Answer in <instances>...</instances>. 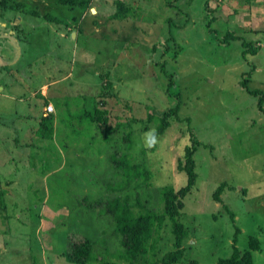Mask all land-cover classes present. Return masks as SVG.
I'll return each mask as SVG.
<instances>
[{"label": "rangeland", "instance_id": "1", "mask_svg": "<svg viewBox=\"0 0 264 264\" xmlns=\"http://www.w3.org/2000/svg\"><path fill=\"white\" fill-rule=\"evenodd\" d=\"M88 1L84 18L78 16L79 8L69 6V12L57 0L38 9L40 17L45 10L62 22L78 16L86 25L72 27L76 30L64 38L29 25L31 36L58 53H46L44 45L50 67L32 64L12 76L0 73V85L14 93L26 83L37 88L43 73L41 82L54 79L48 89H40L55 96L56 133L53 141L41 140L36 134L40 119L25 118L29 110L47 116L40 112L49 104L18 103L17 97L10 101L0 95V264H70L58 254L66 228L78 238L80 232L99 237L105 230L108 258L117 261L111 254L117 241L111 223L94 206L95 199L105 202L110 196L112 150L102 141L105 128L84 118L73 120L77 129L65 125L70 116L95 107L106 109L107 124L115 128L113 139L132 133L126 144L132 159L146 157L150 185L141 190L139 202L155 212L162 211L164 186L185 185L178 163L191 140H197L196 181L178 217L187 231L179 264H217L233 245L240 252L249 250L250 237L260 245L252 251L253 262L264 264V0ZM121 1L128 12L117 19ZM227 32L237 39L225 43ZM168 86L178 97L169 96ZM249 90L262 93L261 107L259 95ZM177 103L178 118L156 139L155 150L144 153L156 127L149 115L161 116ZM119 123L127 126L119 129ZM58 153L61 157L54 162ZM50 163L52 169L41 171ZM221 184L225 186L216 201L213 195ZM125 196L135 203V192ZM154 235L155 256L139 264L158 261L174 249L168 219Z\"/></svg>", "mask_w": 264, "mask_h": 264}, {"label": "trees", "instance_id": "2", "mask_svg": "<svg viewBox=\"0 0 264 264\" xmlns=\"http://www.w3.org/2000/svg\"><path fill=\"white\" fill-rule=\"evenodd\" d=\"M9 1L11 0H0L1 12L7 8L8 3L9 8L11 7ZM60 1L64 4L71 5L72 7L77 6L83 10L88 7V2L86 0ZM117 8L114 17L121 19L122 12H128V9L125 11L126 7L123 1L117 2ZM236 39L237 37H235L234 34L227 32L224 42L228 43ZM246 49V51H249L251 54L256 53V50L250 46H246ZM244 53L245 51H243V55ZM171 84L172 81H169L168 85ZM243 85H246V82H243ZM166 92L169 93V96L178 97L177 94L174 95L172 94V91L170 92L169 86L166 88ZM249 92L253 95H259L258 106L261 107L263 99L262 93L257 90H249ZM178 110L179 104L177 103L165 111L161 116L149 115L150 121H152L153 124H156V127L152 132L149 146L143 148L144 153L155 150L156 139L162 135L168 127H170L171 119L178 118ZM48 113L49 114L45 117L43 116L40 118L38 117L39 115L34 117L40 119L37 125L36 134L41 140L45 139V141H53L56 135L55 127L53 125L55 118L54 113ZM70 118L71 119L68 120L71 121L65 123V125H68L73 129H77L75 127V123L77 122H74L73 120L82 121L83 118L88 122L95 124L98 129L103 126L105 128V135L102 141L109 145L110 152L112 150L110 155L111 165L108 167V176L111 178V182L107 185L110 196L105 202H102L101 199H95L94 206L100 208L102 210L101 212L105 214L106 218H108L111 223V228L114 232L113 234L115 235V238H117L115 245L116 250L115 252L112 251L111 254L114 256V259H117V261L109 260L108 258L111 246L108 243V237L104 235L106 233L105 230L99 232V234L102 235L99 237L98 235H95L96 237L88 236L85 233L80 232L82 233V238H78L74 230L66 228L63 233V248L58 254H60L64 261L70 264H118V262H123V264H139L140 259L145 258L146 256H155L157 252V241L154 234L163 228L164 221L168 219L174 238V249L165 253L158 261L151 258L148 261L146 260L147 262H145V264H179L184 255L182 242L187 237V231L184 225L178 220V217L182 215V210L184 208L183 199L191 191L196 181L193 154L196 150L195 146L197 145V140H191L190 146L184 149L183 161L181 160L178 163V168L186 175L185 185L178 189L170 185L162 188L160 196L163 208L159 213L139 202L141 190L150 185L149 180L151 178V172L148 169L147 161L145 159L146 157L139 159V161H135L128 153L129 148H127L126 144L127 142H131L132 133L121 132L122 135L120 139H113L112 132L115 128H111L107 124L108 119L106 109H99L96 107L90 110L82 109L78 115L70 116ZM126 126L127 123L118 124L119 129H125ZM51 155L50 158L53 159L54 157ZM60 157L61 154L58 153V156H56L53 161H59ZM51 164L52 163H50L49 167L46 165L42 166L41 171L52 169ZM90 168L91 170H94V166H89L88 169ZM54 173L55 172L50 175H53ZM54 185L56 187V183H54ZM224 186V184H221L215 190L213 197L216 201L219 200V195ZM131 193L133 194L135 203H130L127 196H125L130 195ZM2 194H4V192H0V195ZM230 215L233 219L234 215L232 213H230ZM249 247V250L240 252L239 249L233 245L231 254L228 257L219 258L217 264H255L253 262L252 251L260 248L256 238L250 237Z\"/></svg>", "mask_w": 264, "mask_h": 264}, {"label": "crops", "instance_id": "3", "mask_svg": "<svg viewBox=\"0 0 264 264\" xmlns=\"http://www.w3.org/2000/svg\"><path fill=\"white\" fill-rule=\"evenodd\" d=\"M86 1L88 2L87 8H89L91 2L88 0ZM9 2L11 7L9 8V3H8L7 8L4 9V11L2 12L0 11V42L1 40H3L4 42V44L0 46V73L1 74L6 73V76H12L13 74L15 75L22 73L23 69H25V71L30 70L32 64H34V67L42 64H45L47 65V67H50L51 64L47 63L45 60V54L52 52V54L58 56V53L55 52L56 50L48 46L49 45L48 42H44L43 39L42 40L35 39V36H31L32 33H30L29 32L30 30L28 29L30 24L31 27L33 26L31 30H42L45 32V35H49L51 33L58 34L57 37L60 38H64V33L67 32L70 34L71 33L70 30H76V29H71L74 26L75 27L77 25H80L81 27L86 26L83 25L84 19H82V21H79L77 20V17L80 15V18L81 17L84 18L86 15L85 11L87 9L83 10L82 8L75 6L79 8L80 11L78 16L77 17L74 16L72 18L67 17L68 22L67 21L62 22L59 20V17L57 16L54 17L50 13L47 14L45 10L44 13L42 12L43 13L42 17L37 15L39 14L38 9H40L42 5L47 6L49 3L51 4V0H11ZM57 2L59 3V5H63L66 8H68L67 11L71 12L69 10V6L72 7L71 5L64 4L60 0H57ZM27 4H29L28 7ZM55 8L58 11L62 10V9H58L57 7ZM70 15L73 16L72 14ZM63 23L66 24L63 25ZM95 23L96 20H93L92 24L94 25ZM67 29L69 31H65ZM75 35H76V31H75ZM33 40H35L34 45L32 43ZM44 45H46V51L44 50ZM54 67H57V64H55ZM47 70H49V68H47ZM67 73L68 72H66L65 74ZM43 77H46L45 73L41 74L38 77L37 83L39 85H37L38 86L37 88H31L26 83L25 85H21V89L18 93L16 92L14 93L13 91L6 90L4 85H0V95L5 96V98L10 99V101L13 97H17L18 101L16 102L18 103L42 101L45 104H49L48 107L49 106L51 107L50 113H53L54 109L52 103L55 96L43 94L44 92L40 88L47 87L48 89V85L49 84L52 85L55 82H53L54 79L41 82V79ZM25 78L28 79V76H26ZM20 80H22V78ZM34 90H36L35 93L37 95H32L34 93L33 92ZM50 98H52V101ZM45 111H46V107L43 108L42 106L40 114L44 115ZM35 113L38 116V112L35 111ZM15 114L17 115L16 111ZM46 114L49 113H47L46 111ZM25 115H26L25 118L35 117L34 112L33 111L31 112L30 110L27 111Z\"/></svg>", "mask_w": 264, "mask_h": 264}, {"label": "built area", "instance_id": "4", "mask_svg": "<svg viewBox=\"0 0 264 264\" xmlns=\"http://www.w3.org/2000/svg\"><path fill=\"white\" fill-rule=\"evenodd\" d=\"M51 110V107L49 106V107H47V111H50Z\"/></svg>", "mask_w": 264, "mask_h": 264}, {"label": "water", "instance_id": "5", "mask_svg": "<svg viewBox=\"0 0 264 264\" xmlns=\"http://www.w3.org/2000/svg\"><path fill=\"white\" fill-rule=\"evenodd\" d=\"M94 9H91V11L93 12ZM72 35H74V32H72Z\"/></svg>", "mask_w": 264, "mask_h": 264}, {"label": "clouds", "instance_id": "6", "mask_svg": "<svg viewBox=\"0 0 264 264\" xmlns=\"http://www.w3.org/2000/svg\"><path fill=\"white\" fill-rule=\"evenodd\" d=\"M46 111H47V108H46ZM50 112V111H47V113Z\"/></svg>", "mask_w": 264, "mask_h": 264}]
</instances>
